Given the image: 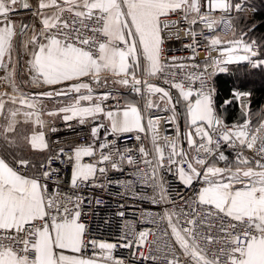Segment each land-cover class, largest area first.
Masks as SVG:
<instances>
[{"label": "snow or ice", "instance_id": "snow-or-ice-1", "mask_svg": "<svg viewBox=\"0 0 264 264\" xmlns=\"http://www.w3.org/2000/svg\"><path fill=\"white\" fill-rule=\"evenodd\" d=\"M0 264H264V0H0Z\"/></svg>", "mask_w": 264, "mask_h": 264}, {"label": "built area", "instance_id": "built-area-1", "mask_svg": "<svg viewBox=\"0 0 264 264\" xmlns=\"http://www.w3.org/2000/svg\"><path fill=\"white\" fill-rule=\"evenodd\" d=\"M173 47H179V45H173ZM177 55V56H186L189 55L190 53L188 52H184V51H178V52H172L169 53V55ZM201 57L204 55L203 52L200 53ZM87 129H84L83 132H86ZM81 132L80 129H77L76 131H66V130H61V132L57 135V134H53V136L51 137L53 140L56 139H74V138H78L79 140L83 141L85 139V136L83 134L77 136V133ZM123 178V177H121ZM122 189H119L117 186L113 185L112 186V192L114 193L115 191H121ZM104 199H111L113 201V205L115 206V203L117 201H120V198L115 196V195H106L104 197ZM120 202H125L128 207L126 208L125 212H126V219L129 221H134L135 222V227L137 229V231L139 230H143L144 228H152L153 230H155V225H151L148 224L144 221V219L141 217L140 213L143 210H148V211H158L159 209L154 206L149 204L148 202L144 201H137V200H133L131 198V196L129 195L128 198L126 199V201H120ZM161 228L164 227L163 224L160 225ZM105 235H107V232L104 233ZM151 238V237H150Z\"/></svg>", "mask_w": 264, "mask_h": 264}, {"label": "trees", "instance_id": "trees-1", "mask_svg": "<svg viewBox=\"0 0 264 264\" xmlns=\"http://www.w3.org/2000/svg\"><path fill=\"white\" fill-rule=\"evenodd\" d=\"M221 83H223V85L225 87H231L232 83H233V79L228 78L226 76H221ZM221 95L223 96V92H221Z\"/></svg>", "mask_w": 264, "mask_h": 264}]
</instances>
